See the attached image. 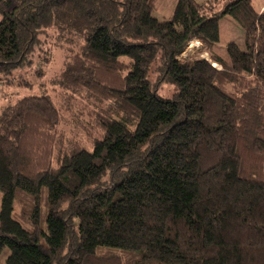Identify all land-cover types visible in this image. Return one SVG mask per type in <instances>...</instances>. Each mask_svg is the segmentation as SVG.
Here are the masks:
<instances>
[{
	"label": "trees",
	"instance_id": "16d2710c",
	"mask_svg": "<svg viewBox=\"0 0 264 264\" xmlns=\"http://www.w3.org/2000/svg\"><path fill=\"white\" fill-rule=\"evenodd\" d=\"M226 15L244 48L220 56ZM33 56L49 95L0 114L5 264H264V12L251 0H177L169 20L151 0H0V75Z\"/></svg>",
	"mask_w": 264,
	"mask_h": 264
},
{
	"label": "rangeland",
	"instance_id": "374dc122",
	"mask_svg": "<svg viewBox=\"0 0 264 264\" xmlns=\"http://www.w3.org/2000/svg\"><path fill=\"white\" fill-rule=\"evenodd\" d=\"M177 0H151L152 14L159 20H169L172 16L175 4ZM198 3H201L205 0H195ZM251 4L256 11L264 12V0H251ZM219 26V41L217 43V52L220 56H226V45L227 43L233 41L240 48H244L243 41V29L240 25L230 16H223L218 21ZM197 43L190 44L187 54L195 51V46H198ZM61 55H59L60 58ZM202 57H207L206 54H202ZM31 61L29 64L20 67L7 76L0 75V114L2 110L8 106L13 105L17 99L27 96V95H39L41 93L48 92L47 83L43 81L50 78L52 70L49 71L48 68L45 69L43 76L36 75L35 68L39 65L38 59L34 56L30 58ZM56 60L54 68L57 67ZM52 66V65H51ZM149 79L155 77L154 74H149ZM158 95L162 97H171L174 93V87L171 84L162 83L159 87L156 88ZM53 94V93H52ZM55 96V95H53ZM1 201V193H0ZM20 210L17 203L14 204L13 217L20 221ZM9 249L3 248L0 252V264H5V259L8 256Z\"/></svg>",
	"mask_w": 264,
	"mask_h": 264
},
{
	"label": "crops",
	"instance_id": "0c3cea01",
	"mask_svg": "<svg viewBox=\"0 0 264 264\" xmlns=\"http://www.w3.org/2000/svg\"><path fill=\"white\" fill-rule=\"evenodd\" d=\"M194 42L198 44V46H195V47H199V46H200L199 42H197L196 40L191 41V42L189 43V45L192 44V43H194ZM197 44H196V45H197ZM189 47H190V46H189ZM204 54H206V53H204ZM206 55H207V54H206ZM207 57H208V55H207ZM207 57H204V58H207Z\"/></svg>",
	"mask_w": 264,
	"mask_h": 264
}]
</instances>
